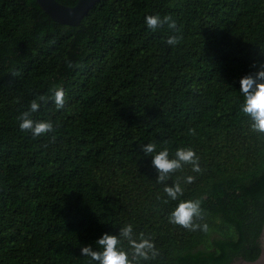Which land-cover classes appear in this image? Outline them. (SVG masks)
Masks as SVG:
<instances>
[{
	"label": "trees",
	"instance_id": "16d2710c",
	"mask_svg": "<svg viewBox=\"0 0 264 264\" xmlns=\"http://www.w3.org/2000/svg\"><path fill=\"white\" fill-rule=\"evenodd\" d=\"M149 15L172 16L179 31H151ZM171 35L179 45L166 44ZM254 63L264 64V0H100L77 26L35 0H0V264H89L80 249L129 224L159 251L139 264L255 260L264 134L241 111L239 83ZM33 100L31 118L53 133L19 128ZM148 143L169 158L191 148L202 171L184 165L157 183ZM177 182L183 194L171 200L164 188ZM188 200L200 201L194 222L207 232L169 222Z\"/></svg>",
	"mask_w": 264,
	"mask_h": 264
},
{
	"label": "clouds",
	"instance_id": "9594fccd",
	"mask_svg": "<svg viewBox=\"0 0 264 264\" xmlns=\"http://www.w3.org/2000/svg\"><path fill=\"white\" fill-rule=\"evenodd\" d=\"M145 23L151 31L167 25L169 30L179 31L176 21L170 15L161 17L159 15H149L145 17ZM182 37L179 35H171L165 41L169 46H177L180 44ZM69 67H74L69 62ZM253 68H257L254 73L245 75L240 83V94L243 96L241 106L242 113L250 120V127L253 131L264 134V64H253ZM65 91L63 88H55L51 99L57 109H62L65 105ZM39 101L46 103L49 99L40 96ZM41 104L37 100H33L30 104L29 111L21 114L18 118L21 122L19 128L22 131H29L34 138L45 136L55 131L53 124L47 121H34L32 113L39 110ZM53 141L55 136L52 137ZM141 151L145 155L156 153L151 158L152 166L157 170V183L167 181L170 174L181 170L184 165H191L192 171L200 173L202 170L199 166V157L191 148H179L175 152V158H169L167 148L157 152L155 143H148L141 147ZM195 181V177H186V183L191 184ZM164 192L171 200H177L183 194V189L177 182L171 186H165ZM197 219H202V209L199 200H188L180 202L170 215V223L178 225L190 231L201 230L208 231V225L195 223ZM127 241L131 248V258L129 253L123 250L120 245L122 241ZM97 248L88 245L80 249L81 256L89 258V264H139L140 261H150L159 255L155 244L150 238H145L140 234L138 238L134 237L132 225H127L119 229L118 235L103 234L95 243Z\"/></svg>",
	"mask_w": 264,
	"mask_h": 264
},
{
	"label": "water",
	"instance_id": "95a60500",
	"mask_svg": "<svg viewBox=\"0 0 264 264\" xmlns=\"http://www.w3.org/2000/svg\"><path fill=\"white\" fill-rule=\"evenodd\" d=\"M40 9L61 25L77 26L88 11L100 0H77L74 6H65L56 0H35ZM261 250L255 260L239 258L231 264H264V222L260 234Z\"/></svg>",
	"mask_w": 264,
	"mask_h": 264
}]
</instances>
